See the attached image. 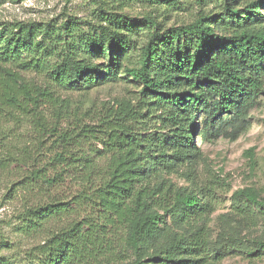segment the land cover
I'll return each mask as SVG.
<instances>
[{"label": "trees", "instance_id": "obj_1", "mask_svg": "<svg viewBox=\"0 0 264 264\" xmlns=\"http://www.w3.org/2000/svg\"><path fill=\"white\" fill-rule=\"evenodd\" d=\"M196 2L213 10L192 24L169 29L152 17L135 19L118 13L106 14L87 33L71 19L60 27L51 23L0 27V60L23 62L24 69L45 72L55 86L65 90L91 88L125 76L139 86L138 109L161 112V123L169 130L166 135L137 132L144 115L140 116L137 106L122 103L103 131L84 126L70 139L59 135L67 144L62 143L56 160L75 171L85 168L79 172L83 184L68 203L52 198L30 205L26 199L18 216V232L45 233L53 220L79 206H90L91 215L85 223L73 221L48 229L43 243L24 257L26 264H89L87 228L96 226L98 219L111 218L127 228L125 245L131 249L133 264H204L232 253L264 256V239L245 243L224 229L212 244L205 226L195 224L208 222L213 212L212 191L191 193L164 180L153 189L137 188L157 166L168 170L191 163L199 155L195 137L209 140L216 134H230L238 138L250 127V111L264 91V0ZM143 28L147 43L139 63L132 66L128 64L132 39ZM200 113L203 121L198 131L194 127ZM99 132L103 149L95 153L106 162L100 177L95 160L76 155L84 140L89 135L96 138ZM9 154L6 163L13 158ZM248 154L253 157L252 151ZM31 176L29 185L40 182V189L43 184L47 188L61 184L58 177L46 179L38 172ZM239 199L254 206L241 204L246 224L255 213L264 215V201L256 191H238L234 200ZM228 228L234 231L231 225ZM4 262L0 258V264Z\"/></svg>", "mask_w": 264, "mask_h": 264}, {"label": "rangeland", "instance_id": "obj_2", "mask_svg": "<svg viewBox=\"0 0 264 264\" xmlns=\"http://www.w3.org/2000/svg\"><path fill=\"white\" fill-rule=\"evenodd\" d=\"M211 10L212 6L201 7L196 0H165L160 4L154 0H0V27L17 23H51L60 27L71 19L77 28L87 33L98 27L106 14L118 13L135 19L152 17L169 29L192 24ZM132 40L128 64L136 66L141 49L147 43V30L136 31ZM21 63L0 60V258L6 264H26L24 257L43 243L48 229H59L73 221L85 223L86 217L91 215L90 206H79L71 214L53 220L45 233L27 236L18 232V216L26 199L30 205L47 203L52 198L68 203L83 184V173L79 172L85 168L75 171L66 164L60 166L56 160L62 143L67 144L60 141L59 135L70 139L84 126L103 131L106 121L122 103L130 108L141 107L138 105L139 86L125 76L91 88L65 90L55 86L47 73L24 69ZM140 109V116H144L139 118L137 132L168 133L167 126L161 123V112ZM202 119L200 113L194 127L198 131H201ZM249 119L250 127L236 139L230 134H216L209 140L195 137L199 155H195L191 163L186 161L168 170L157 166L137 188L153 189L164 180L167 185L173 183L191 193L212 191L213 212L208 222L195 223L205 226L212 244L224 229L245 243L264 239V215L255 213L246 224L240 214L244 210L240 209L242 205H249L246 201L234 200L238 191L252 189L264 201V91L251 109ZM89 136L76 155L95 160L96 174L100 177L105 172L106 162L95 151L103 149L99 142L103 134L97 133V139ZM249 151L253 152V157ZM9 153L13 158L6 163ZM31 172H38L46 179L58 177L61 184L53 188L43 184L41 189L38 188L40 182L29 185ZM249 208L254 209V206ZM228 225L234 227V231ZM235 227L238 228L235 230ZM87 230L89 264L134 263L131 249L125 245L127 228L121 223L113 218L98 219L96 226ZM207 261L204 264H264V256L248 258L242 253H232L218 261Z\"/></svg>", "mask_w": 264, "mask_h": 264}]
</instances>
